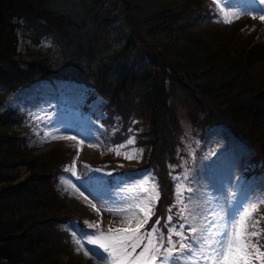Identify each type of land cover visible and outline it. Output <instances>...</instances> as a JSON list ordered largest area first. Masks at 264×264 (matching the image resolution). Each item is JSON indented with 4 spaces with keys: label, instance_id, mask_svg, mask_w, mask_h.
<instances>
[{
    "label": "trees",
    "instance_id": "obj_1",
    "mask_svg": "<svg viewBox=\"0 0 264 264\" xmlns=\"http://www.w3.org/2000/svg\"><path fill=\"white\" fill-rule=\"evenodd\" d=\"M216 6L214 0H0V86L7 93L38 78H63L99 96L102 122L118 116L109 144L133 134L147 151L140 165L107 160L112 173L150 169L159 198L145 230L166 232V216L177 218L178 119L169 87L182 89L192 124H222L253 151L252 168L242 175L264 170V30L251 31L245 20L227 32ZM20 29L34 47L49 46L17 52ZM15 119L10 109L0 111V264H62L61 254L70 264L69 233L59 225L67 216L59 214L51 178L73 151L31 154L16 143ZM259 215L254 243L264 252V206Z\"/></svg>",
    "mask_w": 264,
    "mask_h": 264
},
{
    "label": "rangeland",
    "instance_id": "obj_2",
    "mask_svg": "<svg viewBox=\"0 0 264 264\" xmlns=\"http://www.w3.org/2000/svg\"><path fill=\"white\" fill-rule=\"evenodd\" d=\"M214 1L219 4V7H213L219 15V25L227 32H230L233 27L235 29V25L245 20H249L251 31L258 25L260 30H264L262 25L264 22L258 18L259 15L264 14V3L260 0ZM220 8H223L225 12H240L241 15L238 19H233L231 23L226 24L220 15ZM23 31L20 29L15 33L17 52H24L28 46L44 52L49 46V43L42 41L40 45L34 47L29 44ZM167 90L170 96L168 102L178 119L176 151L180 165L178 171L172 175L176 186L175 194L177 195L178 188L191 190L183 191V204L178 206L176 220L169 221V216H166L168 222L166 232L155 226L158 236L164 238V246H169L167 237L173 228L183 231L185 236L190 238L196 235L190 231V226L203 231L204 226L211 222L215 223L220 230H224L228 220L240 212L243 206L247 208L251 203L258 204L256 210L252 212L253 220H258L259 210L264 206V203H260L264 200V170L247 176L242 175L245 167H248L247 170L252 168L248 160L253 151L224 125L203 127L200 122L197 125L192 124L182 89L173 85ZM0 96H2L0 111L10 109L16 113L17 124L11 130L15 133L18 145L29 150L33 155L64 149L68 152L73 151L71 160L59 165L60 169L51 178L61 204L59 214L67 215L63 224L60 222L59 225L69 233V262L70 264H107L101 255L106 257L108 254L97 245L86 242L88 236L96 229L89 228L85 222L98 223L100 230L104 232H107L109 227L115 229L126 226L127 214H118L104 209L132 208L135 211L133 207L135 203L144 196L150 195L151 192L145 194L138 189L133 192V186L147 180L150 183L146 186L151 190L155 180L150 169L140 168L141 166H138L135 172L128 174L109 172L110 166L108 167L107 160L116 156L122 163L140 165L145 160L147 151L144 147L136 146V137L133 134L118 145L109 144L113 133L119 128L118 116H114L113 122L109 125L104 124L102 121L105 116L101 98L74 80L38 78L14 92L7 93L0 86ZM49 132H53L56 138L45 139ZM63 136H75L76 139H62ZM129 140H133L134 143L129 144ZM78 141L83 143L80 144ZM89 145L94 146L89 147ZM117 148L120 149L119 155L115 151H109V149ZM125 154L133 155L134 158L126 159ZM73 161H75V175L72 171L66 170L72 167ZM225 172L226 175L223 177ZM63 181H67L68 184ZM92 203L96 204L101 211L93 210ZM181 209H184L183 217H186V220L181 216ZM181 224L184 225L183 228L180 227ZM153 227L149 230L143 227L141 231L146 233ZM252 230L250 227L249 231ZM76 239L82 241L83 250H76L78 247ZM178 239L173 237L174 241ZM252 240L254 242V237ZM194 248H198V245L194 244ZM139 250L137 249V252ZM85 252L88 254L85 255ZM58 261L62 264L67 263V255H59ZM185 263L187 264L183 260L179 262V264ZM192 264H195V258Z\"/></svg>",
    "mask_w": 264,
    "mask_h": 264
},
{
    "label": "snow or ice",
    "instance_id": "obj_3",
    "mask_svg": "<svg viewBox=\"0 0 264 264\" xmlns=\"http://www.w3.org/2000/svg\"><path fill=\"white\" fill-rule=\"evenodd\" d=\"M264 3V0H260ZM219 7V4L217 3ZM220 15L224 23H231L233 19H238L241 15L240 12H225L220 8ZM256 18V17H253ZM264 22V14L258 17ZM48 137L55 139L56 135L53 132L46 134L45 139ZM62 139L75 140V136H63ZM82 144L83 141H78ZM129 144L134 143L133 140L128 141ZM94 145H89L93 147ZM115 151L117 155L120 154V149H109ZM79 152V149H77ZM126 159H133V155L125 154ZM87 167V166H86ZM75 161L68 171H72L75 175ZM96 171H100L96 169ZM63 183L68 184L67 181ZM150 181L144 180L139 184L133 186L132 191L137 189L146 195L143 199H139L132 208L127 209H112L106 208L104 210L115 213L127 214V224L125 227H117L115 229L109 227L107 232L100 230L98 223L85 222L89 228L96 229L87 238V243L97 245L103 249L108 255L105 257L101 255L102 259L107 261V264H179L180 261H186L187 264H192L195 258V264H253V261H259L264 264V252H261L256 243L253 242L252 237L260 235L256 231L258 220H253L252 212L256 210L258 204L251 203L247 208H242L235 216H232L227 223L224 230H220L215 223H209L204 226L203 231L196 227L190 226V231L196 235L193 237L185 236L183 231H177L175 228L171 229L167 237L168 247L164 246L163 237L158 236V230L154 226L149 232H142L144 224L148 222L152 214V204L159 198L158 191L155 185H151V190L146 185ZM75 187V185H70ZM67 190V189H66ZM190 191L191 189H177V203L183 204V191ZM83 195V193H81ZM87 199V198H85ZM260 203H264L261 200ZM187 207V206H185ZM91 208L97 212L101 209L97 208L96 204L92 203ZM184 209H181V216L183 217ZM223 219V217H221ZM135 221V226H133ZM171 221V217H169ZM159 221H157V224ZM184 227L183 224L180 225ZM252 231H249V228ZM215 229V231H213ZM206 233V234H205ZM179 239L174 241L173 237ZM78 245L77 251L83 250V243L80 239L75 240ZM194 244L198 248H194ZM137 249H140L137 252ZM198 253V255H197ZM88 252H85L87 255ZM186 254V255H185Z\"/></svg>",
    "mask_w": 264,
    "mask_h": 264
},
{
    "label": "bare ground",
    "instance_id": "obj_4",
    "mask_svg": "<svg viewBox=\"0 0 264 264\" xmlns=\"http://www.w3.org/2000/svg\"><path fill=\"white\" fill-rule=\"evenodd\" d=\"M228 171V170H227ZM226 171V172H227ZM226 172L225 173H223V177H225V175H226ZM229 178V177H228ZM224 179V178H223ZM226 179V178H225ZM225 197V196H224ZM243 208H245L244 206H243ZM190 218H192V217H190ZM200 220V219H199ZM202 220V219H201ZM198 223H200V222H198ZM201 224V223H200ZM214 230V229H213ZM186 264V263H185Z\"/></svg>",
    "mask_w": 264,
    "mask_h": 264
}]
</instances>
